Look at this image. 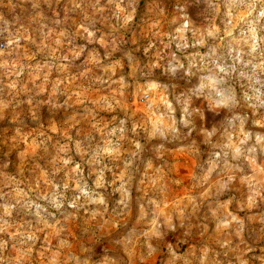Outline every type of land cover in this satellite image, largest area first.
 Listing matches in <instances>:
<instances>
[{"label":"rangeland","instance_id":"1","mask_svg":"<svg viewBox=\"0 0 264 264\" xmlns=\"http://www.w3.org/2000/svg\"><path fill=\"white\" fill-rule=\"evenodd\" d=\"M0 264H264V0H0Z\"/></svg>","mask_w":264,"mask_h":264}]
</instances>
